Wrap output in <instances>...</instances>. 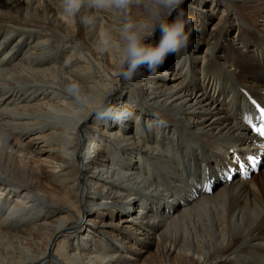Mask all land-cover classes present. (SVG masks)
Segmentation results:
<instances>
[{
	"label": "bare ground",
	"instance_id": "6f19581e",
	"mask_svg": "<svg viewBox=\"0 0 264 264\" xmlns=\"http://www.w3.org/2000/svg\"><path fill=\"white\" fill-rule=\"evenodd\" d=\"M181 8L187 47L129 79L123 25L156 0L73 17L0 0V264H264V142L244 119L264 98V0ZM101 98L131 115L96 119ZM245 155L258 171L227 178Z\"/></svg>",
	"mask_w": 264,
	"mask_h": 264
},
{
	"label": "clouds",
	"instance_id": "9594fccd",
	"mask_svg": "<svg viewBox=\"0 0 264 264\" xmlns=\"http://www.w3.org/2000/svg\"><path fill=\"white\" fill-rule=\"evenodd\" d=\"M111 7L125 10L130 0H110ZM183 0H156V10L153 11V19L149 24L142 25L143 30H137L136 22H125L122 31L126 41L122 50L120 75L131 78L138 68L146 66L154 71L161 66L170 54H174L181 48H186L191 33L193 17L181 8ZM62 12L68 17L80 13L83 7L89 9L103 6V0H61ZM81 20L85 24L92 23L93 17L84 16ZM159 33L155 40H146ZM102 43H107L105 38ZM78 82H69L66 91L73 96L79 94ZM93 115L98 120H119L131 113L121 112L117 114L104 98L99 99L93 105Z\"/></svg>",
	"mask_w": 264,
	"mask_h": 264
},
{
	"label": "snow or ice",
	"instance_id": "6c2138e0",
	"mask_svg": "<svg viewBox=\"0 0 264 264\" xmlns=\"http://www.w3.org/2000/svg\"><path fill=\"white\" fill-rule=\"evenodd\" d=\"M248 99L256 113V118L254 121L251 115H246L244 117L245 122L254 133L258 134L260 137H264V105L251 97H248ZM261 147L264 148V145H261ZM235 163V167L226 168V173L228 174L227 178L229 179H231V174L234 172L246 173L248 167H255L257 159L254 155H249L245 161H241L239 157H236Z\"/></svg>",
	"mask_w": 264,
	"mask_h": 264
},
{
	"label": "rangeland",
	"instance_id": "374dc122",
	"mask_svg": "<svg viewBox=\"0 0 264 264\" xmlns=\"http://www.w3.org/2000/svg\"><path fill=\"white\" fill-rule=\"evenodd\" d=\"M253 116H254V113H253ZM250 132H251V130L248 128V129H247V133H248L247 135H249ZM263 153H264V148H263ZM235 166H236V163H235V161H234V167H235ZM234 174H237V175H238L239 172H234L233 175H232V177L234 176ZM87 218H88V217H85V218L83 219V224L88 222V219H87Z\"/></svg>",
	"mask_w": 264,
	"mask_h": 264
}]
</instances>
